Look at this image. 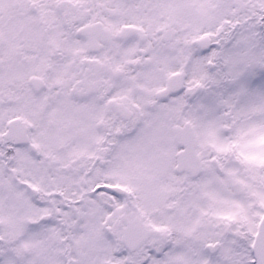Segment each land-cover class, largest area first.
Masks as SVG:
<instances>
[{
	"label": "snow or ice",
	"instance_id": "6c2138e0",
	"mask_svg": "<svg viewBox=\"0 0 264 264\" xmlns=\"http://www.w3.org/2000/svg\"><path fill=\"white\" fill-rule=\"evenodd\" d=\"M0 264H264V0H0Z\"/></svg>",
	"mask_w": 264,
	"mask_h": 264
}]
</instances>
